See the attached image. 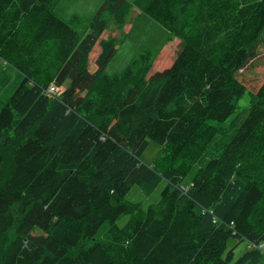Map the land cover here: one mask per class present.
<instances>
[{"label":"trees","instance_id":"1","mask_svg":"<svg viewBox=\"0 0 264 264\" xmlns=\"http://www.w3.org/2000/svg\"><path fill=\"white\" fill-rule=\"evenodd\" d=\"M59 1L0 0V264H264V77L238 79L264 0H105L68 22ZM141 15L178 40L171 66L144 51L107 76Z\"/></svg>","mask_w":264,"mask_h":264},{"label":"rangeland","instance_id":"2","mask_svg":"<svg viewBox=\"0 0 264 264\" xmlns=\"http://www.w3.org/2000/svg\"><path fill=\"white\" fill-rule=\"evenodd\" d=\"M74 0H60L56 5V11L61 16L66 17V22L71 18L66 15V8H70L73 4ZM87 0H77L76 8L74 9L75 12H79L78 14H87ZM72 11L71 13H74ZM133 22H128L124 26L123 32L127 34V38L118 46V50L112 59V61L108 64L105 74L107 76L118 75L125 71V68L129 64V62L136 58L139 54L143 53L144 51H148L152 55V70L150 74L156 71H161L167 69L171 66L176 51L178 49V40L176 38H170L169 33L164 30L161 26H159L156 22L150 20L144 15H141L140 18L135 19L133 18ZM129 27V28H128ZM126 28H128L126 30ZM108 36V33H104L102 38ZM99 51L98 45L95 46L94 50L91 53L90 57V64L89 70H94L93 60ZM261 54L257 57L246 69V71L238 77L240 82L245 86L246 90L252 93H255L262 84V80L264 77V48L259 47L258 53ZM11 86V85H10ZM9 86V87H10ZM15 87V84L12 85L11 90ZM3 96H7V93L3 94ZM247 98L244 97L240 102L239 106L244 107L246 106ZM160 147L152 142L149 141V144L146 150L140 156V162L146 166H153V163L158 155ZM248 166L251 165L248 163ZM253 166H256L253 164ZM160 187L150 196L146 197L143 196L139 188L134 186L131 192L127 196V200L141 202L143 204H152L155 203L159 197ZM15 210V208L13 209ZM125 222V219L120 221V225ZM15 227L8 232V242L12 241L15 238ZM36 234L38 232H35ZM233 242H229L228 246L231 247ZM233 247V246H232ZM263 248V246H262ZM248 247L245 243L238 244L234 249V260L238 259ZM264 249V248H263Z\"/></svg>","mask_w":264,"mask_h":264},{"label":"crops","instance_id":"3","mask_svg":"<svg viewBox=\"0 0 264 264\" xmlns=\"http://www.w3.org/2000/svg\"><path fill=\"white\" fill-rule=\"evenodd\" d=\"M66 1V0H65ZM104 1L105 0H87V3H88V5H87V11H88V16H87V14H78L79 12H75L74 11V9H77L76 8V4H77V0H74L73 1V4L71 5V7L70 8H66V10H67V12H66V15H67V17H69L70 18V15H72L71 16V18L68 20V21H70L71 19H72V17H74V16H76V17H78V18H80V19H83V20H85V21H90V20H92L93 19V17L94 16H96L97 14H98V12H99V10H100V8H101V6H102V4L104 3ZM129 1V0H128ZM57 7V6H56ZM56 7H55V10H54V13L56 14V16L57 17H59L61 20H63V21H65L66 22V17L65 16H60L58 13H57V11H56ZM72 11H74V13H71ZM134 12L136 13V14H138L139 12H138V10H136V9H134ZM66 19V20H65ZM129 28V27H128ZM128 28H126V30L128 29ZM106 38V37H105ZM104 38V39H105ZM99 52V51H98ZM98 54V53H97ZM97 56V55H96ZM96 56H95V58H96ZM91 57V56H90ZM95 58H94V60H93V65H94V61H95ZM94 70H95V67H94ZM93 70V71H94Z\"/></svg>","mask_w":264,"mask_h":264},{"label":"built area","instance_id":"4","mask_svg":"<svg viewBox=\"0 0 264 264\" xmlns=\"http://www.w3.org/2000/svg\"><path fill=\"white\" fill-rule=\"evenodd\" d=\"M55 92L54 86H50L48 93L53 94Z\"/></svg>","mask_w":264,"mask_h":264},{"label":"bare ground","instance_id":"5","mask_svg":"<svg viewBox=\"0 0 264 264\" xmlns=\"http://www.w3.org/2000/svg\"><path fill=\"white\" fill-rule=\"evenodd\" d=\"M49 90V89H48ZM48 92V91H47Z\"/></svg>","mask_w":264,"mask_h":264}]
</instances>
